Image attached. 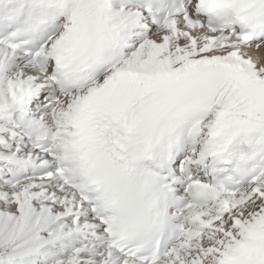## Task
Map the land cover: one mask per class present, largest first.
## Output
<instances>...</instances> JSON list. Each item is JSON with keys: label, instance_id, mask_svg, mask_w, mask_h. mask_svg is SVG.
Segmentation results:
<instances>
[{"label": "snow or ice", "instance_id": "6c2138e0", "mask_svg": "<svg viewBox=\"0 0 264 264\" xmlns=\"http://www.w3.org/2000/svg\"><path fill=\"white\" fill-rule=\"evenodd\" d=\"M0 264H264V0H0Z\"/></svg>", "mask_w": 264, "mask_h": 264}]
</instances>
